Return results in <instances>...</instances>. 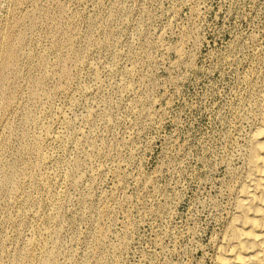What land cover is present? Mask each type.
<instances>
[{
	"label": "rangeland",
	"instance_id": "obj_1",
	"mask_svg": "<svg viewBox=\"0 0 264 264\" xmlns=\"http://www.w3.org/2000/svg\"><path fill=\"white\" fill-rule=\"evenodd\" d=\"M263 53L264 0H0V264H211Z\"/></svg>",
	"mask_w": 264,
	"mask_h": 264
},
{
	"label": "bare ground",
	"instance_id": "obj_2",
	"mask_svg": "<svg viewBox=\"0 0 264 264\" xmlns=\"http://www.w3.org/2000/svg\"><path fill=\"white\" fill-rule=\"evenodd\" d=\"M248 82L254 97L246 113V145L237 157L241 168L229 170L232 182L227 191L232 196L231 207L220 237L214 240L211 264H264V53L254 80ZM229 159L225 162L229 163ZM8 182L9 179L4 180L2 187Z\"/></svg>",
	"mask_w": 264,
	"mask_h": 264
}]
</instances>
